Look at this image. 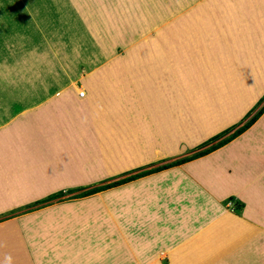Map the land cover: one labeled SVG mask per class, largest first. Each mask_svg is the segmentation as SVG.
Instances as JSON below:
<instances>
[{"label": "rangeland", "instance_id": "obj_1", "mask_svg": "<svg viewBox=\"0 0 264 264\" xmlns=\"http://www.w3.org/2000/svg\"><path fill=\"white\" fill-rule=\"evenodd\" d=\"M18 1L29 4V15H21L17 0H0V8L14 11L13 22L7 24L11 37L0 42V120L23 118L27 110L38 109L43 99L67 87L85 69L127 65L124 58L130 52L133 60L129 66H149L155 61L159 70H174L176 85H189L191 96L193 88L200 89L195 95L197 103L186 106L187 118L175 120L174 152L158 159V164H147L149 167L203 150L263 111L260 124L250 126L242 142L254 147L255 174L264 175V0ZM198 22L203 25L197 28ZM148 36L155 37L154 49L148 38L143 39ZM190 38L202 40L201 46L183 45ZM22 39L32 41L23 43ZM137 46L144 53L153 49L158 59L140 53L134 56ZM73 90L81 91L74 86ZM227 127L230 129L216 139L203 143ZM208 128L213 130L210 135ZM195 129L208 135L201 141L196 136L187 139ZM231 169L237 181L238 176L244 181L243 170L238 166ZM173 172L163 185L146 192L139 183L76 197L82 189L118 177L114 175L61 189L59 198L32 205L46 194L0 216L38 205L25 212H44L48 224L57 223L62 240V249L57 248L55 254L58 262L48 251L43 264H142L166 248L168 234L181 235L185 228L182 218L193 217L198 200L212 198L193 177L180 170ZM252 179L253 188L258 179ZM119 187L125 190L119 191ZM249 191L253 197L254 192ZM259 195L264 196V189ZM151 198H157L156 203ZM140 200L147 204H139ZM219 205L234 214L243 207L231 195ZM160 261L166 264V259Z\"/></svg>", "mask_w": 264, "mask_h": 264}, {"label": "crops", "instance_id": "obj_2", "mask_svg": "<svg viewBox=\"0 0 264 264\" xmlns=\"http://www.w3.org/2000/svg\"><path fill=\"white\" fill-rule=\"evenodd\" d=\"M28 5L17 0L23 17L29 15ZM13 13L0 8V42L11 37L7 27L13 22ZM202 25L196 24L197 28ZM186 29L191 31L189 26ZM154 38L143 39L154 49ZM182 42L199 48L202 40ZM153 49L144 53L137 46L133 53L157 60ZM124 59L127 65L85 69L67 87L43 99L38 109L27 110L23 118L0 120V214L57 190L112 178L172 155L175 120L187 118L186 106L197 103L195 95L200 89L193 88L191 96L189 85H176L174 70H159L155 61L149 66H129L133 60L130 52ZM258 120L252 126L259 125ZM211 131L208 128L209 135ZM248 131L203 156L119 185L140 183L146 192L180 170L212 195L207 202L198 200L192 218H182L185 228L181 235L168 234L166 248L142 264H162L160 258L166 264H264V239L259 237L264 233V196L259 195L264 175L255 174L254 147L242 142ZM206 133L195 129L187 139L196 136L201 141ZM235 166L245 172L244 181L233 175L231 167ZM254 176L258 180L252 188ZM230 195L243 203L239 214L219 205ZM156 199L151 198V203ZM143 203L147 204L139 201ZM46 217L44 212L0 216V264H43L48 251L55 257L62 240L57 223L48 224Z\"/></svg>", "mask_w": 264, "mask_h": 264}, {"label": "trees", "instance_id": "obj_3", "mask_svg": "<svg viewBox=\"0 0 264 264\" xmlns=\"http://www.w3.org/2000/svg\"><path fill=\"white\" fill-rule=\"evenodd\" d=\"M262 113H263V111L261 112V114ZM259 116H258L257 113H255L245 123H243L237 129H235L230 135H228L224 139H221V140L217 141L216 143L208 146L207 148H205L203 150L197 151V152H195V153H193V154H191L189 156H185V157H182V158H179V159H176V160L165 162V163H162V164L150 167V168H146V166H148V165H146L145 167L135 168V169L129 170V172L132 171V173H129V174H128V172H123V173L119 174L116 179L115 178H112L110 180L105 179L102 183L97 184V185H93V186H91V187H89L87 189H82V187H78L77 189H82V190H80V192L76 195V197L87 196V195L95 193V192L99 193V191H102V190H105V189H108V188L123 184V183H125L127 181L136 179L138 177L147 175L149 173L157 172V171H160L162 169H166L168 167L179 165V164H182V163L187 162L189 160H192V159H195L197 157L203 156V155H205V154H207V153L219 148L220 146H223L224 144L230 142L231 140H233L234 138H236L237 136H239L240 134L245 132L250 126L253 125V123H255L258 120ZM229 129H230V127H227L225 129L217 132L216 134L210 136L203 143H205L207 141H210V140H213V139H216L218 136H220L221 134H223L225 131H227ZM66 191H69V190H66ZM62 193H63L62 190H57L55 192H52V193L46 195L42 199H38V200L34 201V203L32 205H36L37 203L38 204H46V203H48V201H51V200H53L55 198H59L62 195ZM242 205H243V203H242ZM36 207H38V205L35 206V207L26 208V209H24L23 212L30 211V210H32L33 208H36Z\"/></svg>", "mask_w": 264, "mask_h": 264}, {"label": "built area", "instance_id": "obj_4", "mask_svg": "<svg viewBox=\"0 0 264 264\" xmlns=\"http://www.w3.org/2000/svg\"><path fill=\"white\" fill-rule=\"evenodd\" d=\"M78 94H79V95H82V92L80 91V92H78Z\"/></svg>", "mask_w": 264, "mask_h": 264}]
</instances>
